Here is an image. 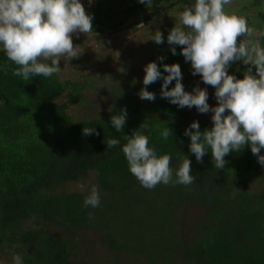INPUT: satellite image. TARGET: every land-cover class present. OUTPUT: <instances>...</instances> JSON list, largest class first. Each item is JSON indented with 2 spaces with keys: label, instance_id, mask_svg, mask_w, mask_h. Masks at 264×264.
<instances>
[{
  "label": "trees",
  "instance_id": "1",
  "mask_svg": "<svg viewBox=\"0 0 264 264\" xmlns=\"http://www.w3.org/2000/svg\"><path fill=\"white\" fill-rule=\"evenodd\" d=\"M172 1L175 0L157 2L151 12L125 10L119 4L118 11L110 16L112 22L110 17L106 22H96L107 31H116L131 20H135L131 26L137 27ZM100 5L93 10L98 12ZM250 5L257 8L256 19L264 24V0H251ZM92 25V33L105 32ZM165 40L158 48L163 51L161 54L158 50L159 57L164 59L154 60L163 75H167L164 64L175 63L181 68L182 61L181 46H175L173 55L172 46ZM260 40L264 46V37ZM11 63L0 49V66ZM229 68L232 73L228 74L237 79H242L247 71L244 64L232 63ZM59 80L57 73L27 81L21 77L11 81L0 77V201L10 206L0 226L1 253L14 249L11 256H22L23 252L17 250L18 231L28 220L41 215L46 221L95 229L109 256L123 257L119 264L125 258L137 256L144 257L145 264H262L258 252H264V204L257 203L255 198L264 201V175L260 192L250 195L244 187L262 168L250 146L227 155L224 169L213 166L210 151L203 163H198L190 152V138L184 135L190 125L178 120L177 105L161 97L162 79L149 85L148 91L156 97L154 101L123 94L122 86L107 113L83 118H77L75 112L85 101L79 83L69 85ZM28 85L36 90L33 96ZM174 86L175 80L169 89ZM64 93L65 102H56ZM123 108L127 110L126 124L123 131L116 132L110 118ZM212 126L203 125L200 130ZM93 127L99 135H83L84 128ZM167 127L173 135L165 140L160 133ZM134 131L148 136L149 147L157 156H171L174 172L187 156L191 174L196 177L194 182L144 188L130 173L122 151L127 143L125 135L131 136ZM108 139H118L120 144L109 149ZM91 173L100 175L98 185L105 193L98 207H84L83 194L56 192L60 185L81 182ZM258 206L262 208L254 212L256 217H251L253 222L249 223L245 214ZM45 235L38 230L24 232L35 246L47 251L45 264H64L73 257L62 240ZM33 244L29 245L34 247ZM30 260L28 255L22 256V264H30Z\"/></svg>",
  "mask_w": 264,
  "mask_h": 264
},
{
  "label": "clouds",
  "instance_id": "2",
  "mask_svg": "<svg viewBox=\"0 0 264 264\" xmlns=\"http://www.w3.org/2000/svg\"><path fill=\"white\" fill-rule=\"evenodd\" d=\"M150 5L152 0H139ZM92 0H89V4ZM232 0H195L179 14L180 26H174L167 43L176 55L175 46H181V54L190 61L192 75L199 74L205 85L215 89L217 106L208 104V92L195 86L185 91L179 64H164L163 75L157 62L144 67V87L138 93L141 100L154 101L155 94L147 86L162 79L161 97L179 108L193 106L201 114L211 112L212 127L200 130L197 121L186 128L184 135L190 138V152L198 163L210 151L213 166L224 169L225 157L250 146L251 153L264 166V46L260 37L264 31L250 27L247 18L225 10ZM93 16L86 14L81 0H0V48L9 61L18 67L12 75L27 81L32 77H51L61 70L62 57H78L79 45L74 46L73 35L87 34L93 30ZM95 25V24H94ZM239 37L243 39L238 40ZM162 44V33L157 30L151 39ZM163 60V57H158ZM235 61H242L247 71L242 79L228 74L227 69ZM255 66V73L252 71ZM7 70V66H5ZM175 80V86L169 85ZM127 118L126 108L112 115L110 124L116 132L123 131ZM194 130V131H193ZM99 135L93 128H84L83 135ZM160 135L167 140L172 129L165 128ZM127 141L122 151L130 173L146 189L158 184L190 185L195 176L191 174V161L185 156L181 165L170 167L171 156H157L149 147V138L134 131L125 135ZM107 148L120 144L118 139H108ZM175 176V179H174ZM84 207L100 205L99 188L93 185L84 199ZM91 219V213L89 214ZM15 264H22L19 255L13 257Z\"/></svg>",
  "mask_w": 264,
  "mask_h": 264
},
{
  "label": "rangeland",
  "instance_id": "3",
  "mask_svg": "<svg viewBox=\"0 0 264 264\" xmlns=\"http://www.w3.org/2000/svg\"><path fill=\"white\" fill-rule=\"evenodd\" d=\"M161 1L165 3L171 0H152L150 5L142 4L139 0H101L99 3V5L101 4V9L98 12L93 10L97 7L91 9L93 10L91 13L93 16L92 21L95 23V26L104 29L102 25L96 22L97 19L100 22H106L108 17L118 11V6L120 5L125 10L137 12L138 10L145 9L151 12L153 5H158L157 2L160 4ZM194 2L195 0H186L184 3L179 2L164 8L162 11L154 13L146 24H140L137 27H132L133 23H130L128 26H121L122 28L116 31L114 29L109 31L104 29L105 32L101 33H80L78 36L79 42L75 38L76 35H73L74 46L79 45L78 57H76L77 59L74 58L75 60L62 57L59 65L61 70L57 74L60 82H67L69 85L75 84V82L79 83L80 91L85 95L84 103L81 107L75 109V112H77L76 117H94L107 113L110 106L114 104L116 91L122 88V86L124 87L123 94L131 93L138 95L144 87V67L159 57L158 50L160 49L158 48H160L161 44L157 45L151 40L152 37L159 30L162 33L163 41L167 39L170 30L174 26H180L179 14L186 6H191ZM81 3L87 8L93 4H89V0H81ZM250 4L251 0H232V4L226 6L225 10L229 13L247 17L250 20L248 21L249 26L260 31L264 27V24L259 19H256L257 8L251 7ZM145 15L149 14L146 12ZM110 21L112 22L111 17ZM107 32L112 33L107 34ZM240 38L243 39L242 37ZM2 53H4L3 50ZM160 53L162 54L163 51L160 50ZM181 58V82L184 85L185 91L191 92L198 85L200 88L207 90L210 107L217 106L215 89L210 85H205L199 74L192 75L191 62H186L183 55H181ZM233 63H237L238 66L243 64L242 61H235ZM9 65L7 66V70H5V66H0V77L10 81L18 79L19 77L12 75V70L18 66L13 62ZM227 71L232 73L231 68H228ZM252 71L255 73V67H252ZM27 89H30L31 96L36 92L33 85H28ZM147 90H149V86H147ZM64 95L65 93L56 102L64 103L66 98ZM211 116V112L206 114L199 113L195 106L191 109L184 107L180 108L178 120L189 125L193 121H197L200 126L212 125ZM262 175H264V166L258 171L254 179L245 185L244 188L250 192V195L260 192ZM99 179L100 175L91 173L81 182L60 185L56 192L58 194L79 193L86 197L89 195L93 185H97L99 188ZM99 195L101 201V197L105 193L100 188ZM250 199L253 202L254 199ZM255 201L261 205L264 204L261 197L255 198ZM0 203V226H2L5 219V211L10 206L5 201H0ZM260 208L262 207L258 206L251 210V212H247L245 220L249 223L253 222L251 217H256L254 212L259 211ZM21 230L18 231L20 245H16L18 247L17 250L23 252L22 256L28 255L32 259L30 260V264H45L48 259L47 251H42L37 245L33 244L32 240L24 236V232L32 233L35 230L45 233V238L51 236L56 240H62L67 245L73 257L69 258L64 264H119L120 259L123 260V257L109 256L100 233L95 229L46 221L39 215L28 220ZM30 243L34 247L30 246ZM60 248L64 247L61 246ZM12 252H14V249L6 250L4 253L0 252V264H15L13 256L10 254ZM258 253H260L259 256H262L261 260L262 264H264V252ZM122 255L124 256V254ZM22 256L20 255L21 259ZM123 264H145V259L140 256L133 259L128 257L124 259Z\"/></svg>",
  "mask_w": 264,
  "mask_h": 264
},
{
  "label": "water",
  "instance_id": "4",
  "mask_svg": "<svg viewBox=\"0 0 264 264\" xmlns=\"http://www.w3.org/2000/svg\"><path fill=\"white\" fill-rule=\"evenodd\" d=\"M180 1H181V0H175V1H173L172 3H170L169 5H167L166 7H169V6H171V5L177 4V3L180 2ZM100 2H101V0H96V1H95V2H94L89 8L86 9V14H89V13H90V10H91L92 8H95L96 6H98ZM148 14H149V13H148ZM134 21H135V20H131V21L125 23L122 27L128 26L130 23H134ZM92 24H95V23L92 21ZM122 27H121V28H122ZM121 28H119V29H121ZM238 39L240 40L241 38L239 37Z\"/></svg>",
  "mask_w": 264,
  "mask_h": 264
},
{
  "label": "flooded vegetation",
  "instance_id": "5",
  "mask_svg": "<svg viewBox=\"0 0 264 264\" xmlns=\"http://www.w3.org/2000/svg\"><path fill=\"white\" fill-rule=\"evenodd\" d=\"M252 67H255V66H252Z\"/></svg>",
  "mask_w": 264,
  "mask_h": 264
}]
</instances>
